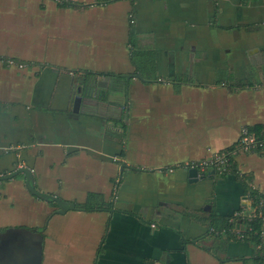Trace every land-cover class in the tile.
<instances>
[{
    "label": "crops",
    "instance_id": "1",
    "mask_svg": "<svg viewBox=\"0 0 264 264\" xmlns=\"http://www.w3.org/2000/svg\"><path fill=\"white\" fill-rule=\"evenodd\" d=\"M97 1L0 0V176L26 167L42 193L114 208L43 228L49 210L23 176L0 183V264H34L30 230H43L41 264H264V236L229 243L203 221L246 214L237 178L191 167L231 150L243 129L264 130V0ZM232 167L264 194V152ZM68 218L76 225L54 224Z\"/></svg>",
    "mask_w": 264,
    "mask_h": 264
},
{
    "label": "trees",
    "instance_id": "2",
    "mask_svg": "<svg viewBox=\"0 0 264 264\" xmlns=\"http://www.w3.org/2000/svg\"><path fill=\"white\" fill-rule=\"evenodd\" d=\"M98 1H104V3L108 4V3H111L113 0H98ZM69 7L73 8L72 5H70ZM131 59L133 61V64H137L136 61H138V60H140V62L143 66H146V64H147L146 63V61H147L146 56L139 53V52H136V51H134L132 53ZM139 68H140V65H138V69ZM86 81L84 82V84L86 83ZM83 88L85 91L88 90V88H86L85 85ZM255 131H257V130H254V132ZM195 169L197 171H201L199 167H196ZM204 171H213L215 173V175H217L218 177H225L228 175L235 176L237 178L238 182H240L241 186H243L246 194L249 195V199H251L253 202H256L258 200V198L260 197V195H258L257 192L253 191L246 184V182H245L246 176L237 174L236 170L232 167V164H231V169H230L229 173L218 174V172L213 170L211 167H207L206 170H204ZM109 206H110V204L106 203L103 198H101L98 195H94V194L89 195L87 197L86 202H84L83 204H77L76 205V207L78 209H81L86 213L105 212L108 210ZM231 220H233V222H231ZM203 221L205 222L207 228L210 230L209 231L207 229L209 231L208 235L213 236L214 238L226 237L228 239L227 241L229 243H231V242L235 243V242L242 241V243H248V244L253 245L254 247H257V246H259V244H261L262 240H261V237L259 235L260 234V221L259 220H255L253 222H250V224H248V226L251 228V230H250V232L246 231L244 233L242 240L236 239V237L232 233V230L234 227L233 224L235 221V219L232 216L231 217H222V216H217L213 212H210V213L205 214ZM240 221H242V220H239L237 225H239L241 223ZM243 222H245V221H243ZM205 236H207V234ZM259 258L262 259V257H260V256H259ZM259 258H258V260H259Z\"/></svg>",
    "mask_w": 264,
    "mask_h": 264
},
{
    "label": "water",
    "instance_id": "3",
    "mask_svg": "<svg viewBox=\"0 0 264 264\" xmlns=\"http://www.w3.org/2000/svg\"><path fill=\"white\" fill-rule=\"evenodd\" d=\"M14 63H16L18 65H24L23 62H15L14 61ZM129 78H131V79L137 78V79L141 80V76L140 75L125 76L126 80L129 79ZM108 80H109V77L106 76L105 78H103L104 83L103 84L102 83H98V86L106 88L107 86H106L105 82H107ZM84 85L86 86V88L89 89L90 88L89 80L86 81V83ZM114 90H116V88L112 87L109 90V92H110L109 94L114 93ZM77 92H78V96H76L74 98L75 99V101H74V110H73L74 112L77 111V108L79 107V104H80V101H81V97L79 96V93L81 92V89L78 88ZM127 169H129V168L126 166L125 163H122L120 165L119 178L122 177L123 171H125ZM187 174H188L189 182H196L197 181L198 173H197L196 170H189L187 172ZM20 176H23V180H24L23 181V185L25 187L27 196H29V198H31V199H37L40 202L45 203L46 207L49 210L48 214H47V222L44 224L43 228L45 227V225H48L49 224V220L53 219L54 217H61V216H64V215H66L67 213H70V212H84L83 210L78 209L75 204L69 203L67 201H64V200L60 199L58 196H55V195H52V194H45V193L40 192L37 189V187L35 186L33 174H32V171L29 168H26V167L17 168L16 170L11 171V172H9L6 175H1L0 176V183H5V182H9V181H15ZM200 178L203 179L204 175H201ZM113 212H114V208H113V202H112V204H110V206H109L107 211L99 212V213L106 214L107 217H108L109 215L113 214ZM94 213H96V212H94ZM106 228L108 229V225H107ZM30 232L35 235L36 242H37V245H38L37 253H35L34 257H33L34 264H41L43 230H41L40 233L35 232V230H30ZM27 233H29V232H27ZM106 235H107V231H106V233L104 235V238L106 237ZM104 238H103V240H104ZM96 260L97 259H95L94 264H96Z\"/></svg>",
    "mask_w": 264,
    "mask_h": 264
},
{
    "label": "built area",
    "instance_id": "4",
    "mask_svg": "<svg viewBox=\"0 0 264 264\" xmlns=\"http://www.w3.org/2000/svg\"><path fill=\"white\" fill-rule=\"evenodd\" d=\"M262 152H264V130L256 134L243 129L237 144L232 148V150L214 155L211 159L191 167L194 169L199 167L201 171L206 170L207 167H211L213 170L217 171L218 174L229 173L233 159L238 155L260 154ZM258 195H260V197L256 202H253L250 199V206L249 209L246 210V214L245 210L242 209L232 216L235 219L232 233L238 240L243 239V235L246 231L250 232L251 228L248 224L255 220L260 221V237L262 238L264 236V194L258 193ZM239 220H242L240 221V224H246L244 225L245 232L240 233L237 231L236 226H238L237 223ZM231 222H233V220H231Z\"/></svg>",
    "mask_w": 264,
    "mask_h": 264
},
{
    "label": "flooded vegetation",
    "instance_id": "5",
    "mask_svg": "<svg viewBox=\"0 0 264 264\" xmlns=\"http://www.w3.org/2000/svg\"><path fill=\"white\" fill-rule=\"evenodd\" d=\"M59 1L60 2L58 3V7L63 8V9H69V6L74 4V3L69 2V0H66V1L59 0ZM102 2H104V1H97V4L102 3ZM86 7H89V6L88 5H82V4H80V5L74 4V6H73L74 9H83Z\"/></svg>",
    "mask_w": 264,
    "mask_h": 264
},
{
    "label": "rangeland",
    "instance_id": "6",
    "mask_svg": "<svg viewBox=\"0 0 264 264\" xmlns=\"http://www.w3.org/2000/svg\"><path fill=\"white\" fill-rule=\"evenodd\" d=\"M69 222H70V223H69ZM54 224L59 225V226H65V227H67V226H69V225L73 227L74 225H76L74 221H69V218L66 219V220H63V221H61L60 219H57V220L54 222ZM68 224H69V225H68ZM214 244H215V243H214ZM215 245L218 246V244H215ZM217 246H216V247H217ZM87 251H88V250H86V252H87ZM71 252L75 253V250H71ZM213 252L218 253V252H217V248H215V250H213ZM79 257H80V254L78 253L76 258H79ZM248 264H252V262H248Z\"/></svg>",
    "mask_w": 264,
    "mask_h": 264
}]
</instances>
